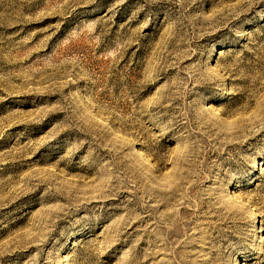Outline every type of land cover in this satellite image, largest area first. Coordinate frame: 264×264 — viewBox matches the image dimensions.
Masks as SVG:
<instances>
[{"label":"rangeland","instance_id":"1","mask_svg":"<svg viewBox=\"0 0 264 264\" xmlns=\"http://www.w3.org/2000/svg\"><path fill=\"white\" fill-rule=\"evenodd\" d=\"M0 264H264V0H0Z\"/></svg>","mask_w":264,"mask_h":264}]
</instances>
